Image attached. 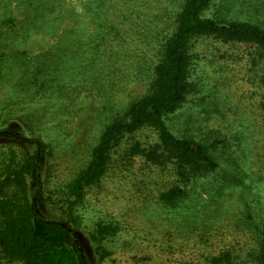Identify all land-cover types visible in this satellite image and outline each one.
Listing matches in <instances>:
<instances>
[{"label":"rangeland","instance_id":"obj_1","mask_svg":"<svg viewBox=\"0 0 264 264\" xmlns=\"http://www.w3.org/2000/svg\"><path fill=\"white\" fill-rule=\"evenodd\" d=\"M99 2L116 35L99 32L93 17ZM182 2L0 0V54L14 52L0 63V132H5L0 133V180L35 153V141L42 142L37 214L68 226L90 264H209L225 251L239 264H251L255 237L244 227L245 218L250 214L252 224L264 225V57L252 45L199 41L190 78L193 89L166 119L174 135L220 142V170L201 182V194L191 197L189 208L168 209L158 203L159 195L175 185L171 170L151 166L142 156L129 158L133 143L156 142V133L147 129L121 140L105 175L81 199L70 195L109 115L105 103L117 110L145 94L157 61L156 46ZM38 4L37 23H50L57 14L64 17L61 26L52 32L53 27H30L24 38L21 22ZM220 4L224 9L217 18L264 23V0ZM215 16L214 8L203 13L204 18ZM71 29L78 46L70 45L62 71L40 77L39 84L27 78L31 68L17 64L15 55L45 54L61 32ZM93 50L99 56L89 69ZM8 64L14 69L5 79ZM97 73L98 85L87 86ZM43 80L45 92L39 87ZM33 193L29 176L16 178L0 191V210H23ZM99 228L107 231L105 241L98 239ZM100 249L110 255L101 259ZM0 264L20 263L8 262L0 253Z\"/></svg>","mask_w":264,"mask_h":264},{"label":"trees","instance_id":"obj_2","mask_svg":"<svg viewBox=\"0 0 264 264\" xmlns=\"http://www.w3.org/2000/svg\"><path fill=\"white\" fill-rule=\"evenodd\" d=\"M183 0L175 14L174 21L168 33L159 40L156 46L157 61L148 75L146 92L141 97L128 102L120 109H109L105 103V123L98 140L91 149L90 159L84 170L76 177L70 195L79 200L84 191L97 184L105 175L111 152L126 136H131L142 130H152L156 133V142L144 146L140 142L133 143L129 149V158L142 156L151 166L171 170L174 180L168 190L158 197V203L164 208L177 209L190 207L192 198L201 194L200 184L207 181L220 170L218 145L220 142H201L189 134L174 135L169 129L166 119L176 113L186 102L191 93V71L194 65L195 46L204 39H210L223 44H249L264 57V23L249 21L224 20L217 16L224 9L220 4L224 0ZM38 5L31 15L27 14L21 22L24 38L29 36L30 27L33 29L53 27L51 32L58 29L63 16H57L50 23L42 19L37 23ZM214 8L216 18H204L203 13ZM94 19L99 22V32L102 35H116L112 21L107 20L101 3L93 11ZM107 25V26H106ZM74 29L61 32L58 41L49 52L35 58L25 53L15 55L17 64L31 70L26 73L27 78H33L36 84L38 79L46 78L62 71L69 54L67 51L77 47L73 39ZM27 35V36H26ZM97 48V46H95ZM87 62L92 69L98 59L97 50H93ZM14 57L12 50L0 54L1 61L7 62ZM26 57V58H24ZM1 67V65H0ZM6 78L12 77L14 66L7 65ZM27 71V72H28ZM24 77V75H22ZM9 80V79H8ZM7 80V81H8ZM47 81V80H46ZM42 92H45V83ZM99 75L92 74L87 86H96ZM41 92V93H42ZM65 91L61 92L62 94ZM264 110V102L261 104ZM113 114V115H112ZM5 134V132H0ZM36 151L18 170H13L0 180V191L6 184H10L18 177L29 176L34 185V193L29 204L16 213L1 208L2 216L0 227V253L8 262L20 264H90L81 251L73 232L64 223L56 220L39 218L36 201L40 200V164L44 155V144L35 141ZM223 182V181H222ZM244 227L253 230L254 246L249 253L251 264H264V225L261 227L252 224L248 214ZM249 225H248V224ZM248 230V229H247ZM104 228L97 231L98 239L105 241L108 235ZM100 258L109 256V252L100 249ZM209 264H239L232 252H221L208 260Z\"/></svg>","mask_w":264,"mask_h":264}]
</instances>
